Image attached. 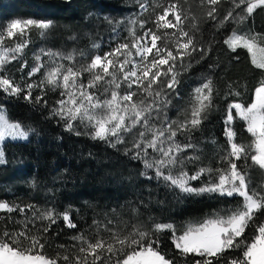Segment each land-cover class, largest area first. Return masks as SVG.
<instances>
[{"label": "trees", "instance_id": "16d2710c", "mask_svg": "<svg viewBox=\"0 0 264 264\" xmlns=\"http://www.w3.org/2000/svg\"><path fill=\"white\" fill-rule=\"evenodd\" d=\"M171 2L174 0H146L148 10L145 12L139 11L136 0H0V28L17 18L54 21V27L44 36L35 29L30 30L27 47L22 54H16V60L6 64L0 75H6L22 86L39 83L50 66L49 57L43 55L44 52L65 55L75 53V61L80 63L85 57H91L94 43L105 46L113 40L128 39L126 18L139 17L147 20L151 26L155 16L152 6ZM180 6L189 18L184 25L186 30L195 23L198 26L195 36L199 47L210 50L203 56L197 51L191 57H185V65H191L186 69L177 64L180 83L175 93L171 94V101L176 96L187 97L188 91L207 78L212 80L216 89L214 107L199 129L192 132L190 138L180 134L176 138L181 144L196 145L194 149L189 148L181 154L185 157L199 156V160L185 162V169L191 175L198 167L217 169L225 166L220 157L228 148L224 134L228 105L238 102L248 106L253 100L256 87L264 81V69L252 64L246 49L237 48L232 51L224 43L235 30L242 34H258V42L264 45V7L257 8L243 23L229 21L220 26L226 13L233 10L231 0H221L216 5V19L206 16L209 6L202 5L201 0H180ZM155 11L160 12L161 9ZM240 12L241 8H236L233 16ZM104 16L124 23L109 25L103 20ZM140 33L137 27V35ZM21 39H6L3 48L15 47ZM37 55L42 57L44 68L28 76L31 68L38 63L35 60ZM74 62L63 61L66 66L77 67ZM22 64L26 66L22 68ZM82 79L87 83L88 74L85 73ZM60 91L48 85L33 88L32 96L42 95L43 101L47 102L45 104L43 101L35 103L24 99V93L9 95L0 90V105L5 108L9 120L35 129L26 141L7 140L3 143L5 162L0 164V201L19 205L24 211H0V233L27 230L29 234H37L38 229L49 225L47 220L39 219L41 212H68L76 227L69 228L66 221L57 218L48 232L43 234L47 241L44 252L49 256L57 252L73 255L76 251L73 245L79 243L73 237L80 233L90 239L96 233L107 238L109 232L105 230L106 227L125 234L133 225L149 229L156 223H167L175 227L178 235L188 224L200 223L215 214L225 215L241 204L242 198L238 196L182 193L162 178H156L154 170L145 169L141 160L132 158L134 150L126 153V149H132L137 129L126 134L125 142L116 147L83 134L86 129L79 123L75 127L81 135L67 131L65 122L53 112L58 106L57 101L62 99ZM230 91H238L240 95H229ZM173 103L169 105V110ZM181 104L182 107L188 105V99L184 98ZM233 115L236 117L232 122L236 142L248 147L253 137L234 110ZM237 165L247 171L250 189L260 190V186H264V170L250 159L246 163L244 160L237 161ZM145 172L147 175H142ZM210 179H215V172L211 177L205 175L190 183L200 187ZM26 205L34 207L29 209ZM261 222H264V211L256 214L241 239L250 240L255 232L254 225ZM157 235L159 250L173 259L174 264H194L195 260L201 259L192 254L181 256L174 247L170 231L165 230ZM58 245H65V248L60 249ZM241 255V249L228 250L218 264H225L227 259Z\"/></svg>", "mask_w": 264, "mask_h": 264}, {"label": "snow or ice", "instance_id": "6c2138e0", "mask_svg": "<svg viewBox=\"0 0 264 264\" xmlns=\"http://www.w3.org/2000/svg\"><path fill=\"white\" fill-rule=\"evenodd\" d=\"M136 2L145 12L148 10L145 0ZM231 2L233 10L226 13L220 26L229 21L243 23L257 8L264 7V0ZM220 3L221 0H201L202 5L209 6L205 14L211 19H216V5ZM152 7L155 13L151 20L153 27L145 29L148 21L139 17L126 18L129 38L103 55L94 54L88 63L74 67L66 66L63 61L74 62L75 53L65 55L46 51L43 55L49 57L50 66L39 83L22 86L12 78L0 75V90L9 95L24 93V99L40 103L43 97H33V88H40L41 85L59 88L62 99L57 101L58 106L53 112L65 122L67 131L81 135L75 127L79 123L86 129L83 134L116 147L125 142L126 134L137 129L132 149H126V153L134 150L132 158L141 160L145 169L154 170L156 178H162L169 186L182 193L238 196L242 198L241 204L225 215L215 214L197 225H189L179 235H176L173 225L160 223L149 229L133 225L125 234L106 227L105 230L109 232L107 238L96 233L90 239L80 233L73 237L79 242L78 245H73L76 249L73 255L57 252L54 256L44 252L47 241L43 234L48 232L57 218L66 221L69 228H75L76 224L72 222L68 212L46 210L40 213L39 219L47 220L49 225L38 229L37 234H29L27 230L0 233V264H174L173 259L159 250L157 234L165 230L172 233L174 247L181 256L192 254L201 258L195 260L194 264H218L223 254L231 249H241L242 255L227 259L225 264H264V222L254 225L255 232L250 240L241 239L256 214L264 211V186H260V190L250 189L247 171L237 165V161L244 160L246 163L250 159L254 165L264 170V81L256 87L255 98L250 105L245 107L235 102L228 105L224 120L228 148L220 157L225 166L217 169L198 167L190 175L185 169V162L199 160V156L185 157L181 154L189 148L194 149L196 145L181 144L176 138L178 134L190 138L191 133L198 130L207 119L214 107L216 92L212 80L205 79L193 90L189 107L185 109L182 119L169 120L166 111L172 103L170 96L180 83L177 64L186 69L191 65H185V57H191L197 51L203 56L210 49L199 47L195 36L198 26L195 23L187 30L184 27L189 18L184 15L180 0L166 5L157 3ZM157 8L161 11L156 12ZM236 8H241V12L234 17L233 11ZM103 20L113 26L124 23L108 16H104ZM53 27L52 20L27 18L13 19L0 28V48H3L6 39L22 38L15 47L0 51V73L7 63L18 58L16 54L23 53L28 45L30 30L35 29L44 36ZM137 27L142 30V34L137 35ZM257 36L258 34L248 36L233 30L224 43L232 51L237 48L247 49L252 64L264 69V45L258 42ZM92 47L99 48V45L94 43ZM35 60L38 63L31 68L28 76H33L44 68L40 55ZM24 66L26 65H21L22 68ZM85 73L88 74L87 83L82 79ZM122 86L125 89L123 92ZM229 88L231 89V85ZM232 94L240 95L238 91H230L229 95ZM233 110L236 116L246 122L247 131L253 137L248 147L236 142V132L232 128V122L236 118ZM34 132L35 129L31 126L10 121L0 108V164L5 162L2 145L7 139L26 141ZM213 172L215 179H210L200 187H194L190 183L205 175L211 177ZM25 207L32 209L34 206ZM17 209L24 211L19 205L0 201V211L13 212ZM57 247L64 249L65 245Z\"/></svg>", "mask_w": 264, "mask_h": 264}, {"label": "rangeland", "instance_id": "374dc122", "mask_svg": "<svg viewBox=\"0 0 264 264\" xmlns=\"http://www.w3.org/2000/svg\"><path fill=\"white\" fill-rule=\"evenodd\" d=\"M145 2H146V0H145ZM139 11H143V9H141L140 7H139ZM17 19H27V18H17ZM11 21H9V22H7V23H10ZM151 27H153V24L151 25V26H149V23H147L146 24V26H145V29H147V28H151ZM169 31H171V30H169ZM140 34H142V30H141V33ZM139 34V35H140ZM240 34H242V33H240ZM245 34H247L248 36H253V34H249V33H245ZM122 42H125V40H113V41H110V42H108V43H106V45L105 46H99V48H95V49H93V51L91 50L90 51V53H92V55H91V57L94 55V54H101V55H103V53H105V52H107V51H109L111 48H114L117 44H119V43H122ZM159 43V42H158ZM103 47H105L104 49H103ZM247 50V49H246ZM0 51H2V49L0 48ZM249 53V52H248ZM249 55H250V53H249ZM91 57L88 59V58H84L83 60H81V62L79 63L78 61H75L74 62V64H75V66H77V67H79L80 65H83V64H86V63H88L89 61H90V59H91ZM250 58H251V55H250ZM202 83V82H201ZM200 83V84H201ZM199 84V85H200ZM198 85V86H199ZM198 86H196V87H198ZM195 87V88H196ZM194 88V89H195ZM194 89H192L191 91H188L187 92V97L185 96L184 98L185 99H188V101H190V97H191V95H192V93H193V90ZM125 89H124V87L122 86L121 87V92H123ZM184 98H180L179 96H176L173 100H172V102H174L173 103V107L169 110V108H170V106H168V108H167V111H166V116H167V118L169 119V120H177V119H182L183 118V116H184V111H182V109L184 110V109H186V108H188L189 107V104L187 105V104H185L183 107H182V102H183V99ZM254 98H255V92H254V96H253V100H252V102L254 101ZM134 99H136L135 97H134ZM251 102V103H252ZM234 103V102H233ZM235 103H238V102H235ZM250 103V104H251ZM172 104V103H171ZM249 104V105H250ZM245 107H247V106H245ZM0 108H2L4 111H5V113H6V110H5V108L3 107V106H1L0 105ZM235 111V110H234ZM7 115V114H6ZM238 117V116H237ZM239 118V117H238ZM240 119V118H239ZM244 122V121H243ZM245 123V126H246V122H244ZM246 130H247V128H246ZM7 140H10V141H15V140H12V139H7ZM6 140V141H7ZM5 141V142H6ZM22 141H24V140H22ZM3 146V145H2ZM210 217V216H209ZM209 217H207V218H209ZM206 218V219H207ZM205 220V219H204ZM203 220V221H204ZM202 221V222H203ZM201 223V222H200ZM167 224V223H166ZM197 224H199V223H191V224H188L187 226H189V225H197ZM186 226V227H187ZM185 227V228H186ZM179 235V234H178Z\"/></svg>", "mask_w": 264, "mask_h": 264}]
</instances>
